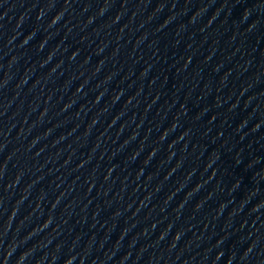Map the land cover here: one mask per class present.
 <instances>
[{
	"label": "water",
	"instance_id": "water-1",
	"mask_svg": "<svg viewBox=\"0 0 264 264\" xmlns=\"http://www.w3.org/2000/svg\"><path fill=\"white\" fill-rule=\"evenodd\" d=\"M0 264H264V0H1Z\"/></svg>",
	"mask_w": 264,
	"mask_h": 264
}]
</instances>
